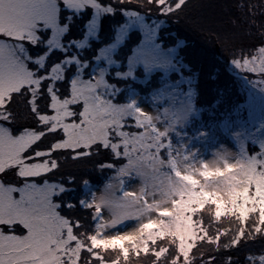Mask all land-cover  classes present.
Instances as JSON below:
<instances>
[{"label":"snow or ice","instance_id":"6c2138e0","mask_svg":"<svg viewBox=\"0 0 264 264\" xmlns=\"http://www.w3.org/2000/svg\"><path fill=\"white\" fill-rule=\"evenodd\" d=\"M187 3L0 0V264H42L32 252L57 235L48 264H128L133 256L150 264H195L201 243L219 242L208 239L205 212L219 210L223 219L244 203L236 179L241 170L264 177V41L241 48L239 59L230 61L247 99L241 103L217 87L213 101L204 104L202 71L188 58L187 38L168 27ZM221 76L214 65L207 79ZM249 77L260 91L248 87ZM181 125L211 140L235 135L236 160L223 168L204 160L196 169L182 166L174 139ZM237 126L243 138L231 133ZM250 142L255 150H248ZM94 155H103L97 166L112 171L116 183L105 184L98 201L73 200L67 194L74 191L69 185L75 176L67 183L56 178L62 161ZM128 179L140 181L139 192L128 187ZM256 188L253 182L248 195L259 201ZM77 207L92 210L96 232L87 239L80 231L83 220L70 214ZM248 207V220L257 217L260 230L246 221L226 251L253 245L244 259L264 264L260 205L250 200ZM106 209L117 231L114 257L101 252L109 226L97 220ZM129 224L136 230L121 234ZM184 229L196 237H186L193 244L187 258L180 248ZM93 235L100 244H93ZM200 259L205 264L203 254ZM217 259L209 255L206 264ZM224 262L234 264L233 256L225 255Z\"/></svg>","mask_w":264,"mask_h":264},{"label":"trees","instance_id":"16d2710c","mask_svg":"<svg viewBox=\"0 0 264 264\" xmlns=\"http://www.w3.org/2000/svg\"><path fill=\"white\" fill-rule=\"evenodd\" d=\"M139 2L146 4L147 0H139ZM168 27L173 32L179 31L187 38L188 58L197 70L202 71L200 96L202 103L210 104L213 101L217 87L224 88L226 96H238L241 103L247 99V91L241 90L243 82L238 76L240 72L231 68L230 61L233 57L239 59L241 48L251 49L258 42L264 41V0H188L187 6L171 18ZM214 65L219 66L222 71L221 79L215 82L207 79V74ZM252 79L254 78L249 77L248 87L260 91L261 87L251 83ZM99 159H103V155L100 157L94 155L89 159L62 161L56 178L67 183L70 176H75L74 183L69 185L74 191L68 193L67 196L73 200L84 198L91 202L94 195L92 186H101L111 176H114L112 171L97 166ZM84 180L88 181L87 186L82 183ZM261 210L260 208V212ZM91 211L87 207L85 209L77 207L70 213L73 218L79 216L83 220L84 226L80 230L83 239H87L88 234L96 232L90 219ZM252 211L253 208L246 205L244 213L236 211L220 219L219 213L211 209L207 210L204 218L208 224V231L212 233L208 239L215 237L219 242L215 244V247L213 244L201 243L195 250L197 256L195 264H202L200 254H203L205 264L209 255L218 257L215 264H225L224 256L229 254L233 256L234 264H248L244 259V254L249 247L254 248L255 246L242 245L240 249L229 253L226 251V245L230 247V241L234 235L237 239L239 238L237 233H243L246 221L260 230V225L256 224L257 217L253 216L251 221L248 220ZM260 217L261 213L258 217L261 221ZM97 223H99L98 220ZM261 223L263 224L262 221ZM221 236H223L222 241H220ZM94 237L93 235V239ZM216 247H219L221 251L217 252ZM101 252L105 256L114 257L118 255L119 248L115 244L112 247L101 248ZM128 264H150V259L144 256L139 258L133 256Z\"/></svg>","mask_w":264,"mask_h":264},{"label":"rangeland","instance_id":"374dc122","mask_svg":"<svg viewBox=\"0 0 264 264\" xmlns=\"http://www.w3.org/2000/svg\"><path fill=\"white\" fill-rule=\"evenodd\" d=\"M231 68L234 71L239 72V70H236L233 66H231ZM238 76L240 75L238 74ZM144 102H145V106H150L151 104L150 97L145 95ZM148 111L151 112L152 110L148 109ZM257 127L258 128L260 127L259 121H257ZM185 131L187 132V135L181 134ZM194 131L195 130L191 128L190 129L184 128V126L181 125V128L178 130V133L174 138L175 151L177 153V161L182 166H190L192 169H196L200 166L201 161L204 160L214 167L223 168L227 161L234 162L236 160V153L239 151L238 137L233 135L230 138L221 137L215 140H211L205 137L198 136L196 132L192 133ZM231 133L232 134L238 133L239 138H243L245 136V133L238 126L233 127L231 129ZM262 134H264V130H262ZM185 145H187V149H185ZM255 147H256L255 143L250 142L248 145V150L249 151L255 150ZM189 152L191 153V156L188 155ZM9 179L13 180V182H15L16 180L15 177H9ZM236 179L238 180L239 184L243 189V198H244V203L239 205L237 211L240 213H244L246 210V205H248L249 201L251 200L253 204L260 205V208L262 209L260 212L261 213L260 218L264 224V177H257L255 172L252 170H241L240 174L236 177ZM110 180L115 185L116 183L115 177L111 176V178L108 179V181L103 183L101 186L98 185L92 186V191L94 194L93 197H95L97 201L104 192L105 184H107ZM253 182H255L257 185L256 195L260 197L259 201L254 200L252 197L248 195V187ZM128 187L133 191L139 192L141 188L140 181L138 179H128ZM14 195L17 194L14 193ZM216 212L219 213V210H217ZM112 219L113 216L111 212L106 209L102 220H98L99 223L109 226V230L103 233L102 240L107 242L105 243L103 248L110 247L109 245L115 246L116 244L115 238L117 236V231L111 229ZM135 230H136V226L133 224H129L126 227L122 226L119 229V232L123 234ZM17 234H21V233L17 232ZM186 237H192L193 240H195L196 237L190 229H184V231L181 232L180 234V248L182 251H184L185 257L187 258L188 252L192 249L193 244H189L187 242ZM58 241H59V236L57 235L53 237L52 240L46 246L37 247L32 252V254L36 259L41 261L42 264H48V261L52 259V257L55 255L54 250L58 246L57 244ZM92 242L93 244L96 245L101 243V241L96 240L95 237ZM76 251L78 253V248ZM27 264H32V261L29 260Z\"/></svg>","mask_w":264,"mask_h":264}]
</instances>
